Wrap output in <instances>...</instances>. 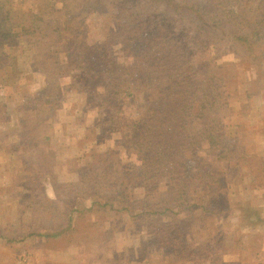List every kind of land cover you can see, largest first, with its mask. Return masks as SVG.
I'll return each instance as SVG.
<instances>
[{"label":"rangeland","instance_id":"rangeland-1","mask_svg":"<svg viewBox=\"0 0 264 264\" xmlns=\"http://www.w3.org/2000/svg\"><path fill=\"white\" fill-rule=\"evenodd\" d=\"M220 1L85 0L67 24L58 0L0 5V264H264V0ZM32 15L41 34H22ZM206 95L218 121L187 115L160 152L177 101ZM199 123L224 129L215 148Z\"/></svg>","mask_w":264,"mask_h":264},{"label":"trees","instance_id":"trees-1","mask_svg":"<svg viewBox=\"0 0 264 264\" xmlns=\"http://www.w3.org/2000/svg\"><path fill=\"white\" fill-rule=\"evenodd\" d=\"M59 2H61V4L65 7H67V9H66V13H65V20H64V23H69L70 21H71V18H72V16L73 15H77V13H78V10L76 11V13L75 14H72V10L73 9H78V8H80L81 7V5L85 2V0H58ZM235 0H229V2H234ZM7 2H10V0H0V5L1 6H3V5H5ZM226 2H228V1H226ZM226 2L224 1V0H221L220 2H218V6H220V7H224V6H226L227 4H226ZM74 4H77L76 6L74 5ZM79 4V5H78ZM53 5V11H57V12H59L60 11V9H57L55 6H54V4H52ZM88 9H91V7L89 6L88 7ZM11 11V10H10ZM10 11L9 10H6V9H1L0 10V27H3L4 26V23H6L7 22V17H6V15L7 14H9L10 13ZM219 11V13H220V17H221V19L224 21L225 20V22H226V19H227V13L225 12V11H222V10H218ZM259 14H260V16H259ZM262 14V15H261ZM252 15H253V13H252ZM35 16H37V15H32L31 16V19H30V21H29V23L27 24V25H23L22 26V34H26V33H28V31L30 30V29H34L32 32L33 33H38V34H41V32H42V28H39V26H35V25H31V23L34 21V18H35ZM238 16H240V14H238L237 15V17ZM259 16V17H258ZM258 16L256 17V19L254 20L255 21V25H258V24H261V23H263L264 22V12L262 13H258ZM129 18V17H128ZM37 19H38V17H37ZM124 24H122L118 29H119V31H118V34H121V36H122V38L124 39V41H127L129 44H131L132 45V43H134L135 41H130V39L129 38H126L125 37V34L127 33L128 34V31H130V30H133V25L132 24H129V25H125V23H129V21L126 19V20H123L122 21ZM263 25V24H262ZM130 29V30H129ZM138 30L139 31H142L139 27H138ZM0 32H1V30H0ZM133 32H135V30H133ZM22 34H19V35H22ZM7 36H8V34H4V33H0V43H3V41L2 40H5V39H7ZM12 36V35H11ZM142 36H144V34L142 33ZM208 36V35H207ZM63 37V36H62ZM11 37H9V39H10ZM58 40H60L59 39V35H58V33H56V35H55V39H54V41L55 42H57ZM208 40H209V36H208ZM133 46L134 47H136V45L135 44H133ZM52 53V52H51ZM36 55H38V54H44L43 52H38V53H35ZM79 57L81 58V60L82 61H80L81 63H82V65L84 66V63H83V61L85 60L84 59V52H83V48L82 49H80V54H79ZM56 64H58L59 65V67H63L64 66V68H67V66H69L70 64H71V62L68 60L67 62L66 61H64V60H60V61H58ZM0 65L2 66V61L0 60ZM80 66V68L82 67L81 65H79ZM75 68V67H74ZM86 69H89V71L90 72H92V70H94V73L96 72V70L95 69H93V68H86ZM70 71V70H69ZM50 74H51V72H49ZM69 73H71V72H65V73H62V74H69ZM168 75V77H169V73H167ZM74 77H76V75H74ZM48 78H50V77H48ZM184 87V86H183ZM172 88V87H171ZM170 88V89H171ZM108 89V88H107ZM93 90H95V89H93ZM92 90V91H93ZM115 92V91H114ZM113 92V93H114ZM206 94H207V92H206ZM182 95L184 96V97H186V93H185V91H183L182 92ZM203 96V95H202ZM207 96V95H206ZM27 97V96H26ZM100 97L101 98H103V96H101L100 95ZM189 99L187 100V102H185V99L186 98H180L178 101H177V108L176 107H174L176 110H178L179 111V113H180V118L177 120V118H175V117H173L172 115H168L169 117H172V123L171 122H169L168 121V119H164L165 121H164V123L166 124H162L161 126V128H159L160 130L158 131V133H157V135H159L158 136V138H157V140H156V144H157V149H159V151L160 152H163V151H165V152H168V153H170V154H172V148H173V146H172V141L174 140L173 138H175V137H177L178 136V134H181V133H179V131L177 130V132L176 133H174V131H173V129L175 128V124H173V123H178V129H182V128H184V126H185V119H186V117H187V115H190V122H191V120L192 119H194V118H197V120H200V118H204L205 117V113H206V111H210L211 109H213V111H212V114H213V119H211V122L213 123L214 121H218V116H219V109H220V107H222L221 106V103H219L218 101H216V102H212V100L211 99H209L210 98V96H207V98L206 97H204V98H202V100H203V104H204V106H205V104H207V107L205 108V110H201V111H199V113H198V111H193L194 109L193 108H191L192 107V104H193V100H194V98H193V96L192 97H188ZM104 99V101H108L107 100V98L106 97H104L103 98ZM211 100V101H210ZM163 103H164V108L165 107H169V106H172V92H169L168 93V98H166V99H164V101H163ZM180 104V107L178 108V105ZM202 105V104H201ZM2 107H4V105L2 106ZM189 109V110H188ZM202 112H204V113H202ZM178 113V114H179ZM198 114H199V116L200 117H198ZM217 118V119H216ZM220 118H222V117H220ZM212 123H210V133H209V135L208 136H204V129H205V126L204 125H201L200 123V125L198 126V128L196 129V131H195V134L196 135H200V139H201V143H204L207 139H208V144L210 145V147H212V148H215L218 144H219V137H218V139H215L212 135H210L211 134V130H218L219 131V133L221 134V136H223V138L225 137L224 136V132H223V128L221 127V125H220V123H218V124H216V125H212ZM172 124V125H171ZM172 126H174V128H172ZM155 127V126H154ZM222 129V130H221ZM218 136V135H217ZM194 140H195V138H194ZM233 147V145L232 144H230V146L228 145V143H226V145H225V148H223L222 150H219V152L220 153H224L225 152V155L226 154H231V159H230V161H234V163L236 164V162H239L238 160H239V158H241V156L239 155V154H235V152H234V149L232 148ZM199 150V149H198ZM218 151V150H217ZM160 152H158V154H160ZM180 162H181V156L179 157V159H178V161H177V159H176V161H174V162H172V155H171V159H168L166 162H165V167H166V169H165V173L167 174V175H169L170 176V178H171V180L173 179L172 178V174H174L175 173V171H176V175H177V170H176V168H175V171H172V168H173V165L174 164H179L180 165ZM179 175L180 176H182L183 175V173H179ZM199 178H201V176L199 177ZM203 178V177H202ZM178 179V175H177V177H176V179L175 180H177ZM201 182H203V180H201ZM204 183L206 184V181H204ZM184 188V187H183ZM185 189V188H184ZM186 193V192H185ZM182 195H184V194H182ZM181 195V196H182ZM121 204V203H120ZM41 236H48V233H45V234H40ZM51 236H56V234H53V235H51ZM181 252H183L184 254H187L186 255V257H185V260L184 261H193L194 262V260L195 259H201L202 260V258H204V259H208V257H211V256H213V254H214V252H213V250L212 249H208L207 251H205V252H199L198 253V251L196 250V249H192L189 245H186L184 248H183V250L181 251ZM178 254H179V252H178ZM198 256H200V258H197ZM203 259V260H204ZM195 263V262H194Z\"/></svg>","mask_w":264,"mask_h":264}]
</instances>
